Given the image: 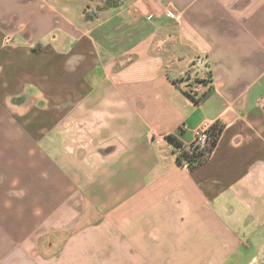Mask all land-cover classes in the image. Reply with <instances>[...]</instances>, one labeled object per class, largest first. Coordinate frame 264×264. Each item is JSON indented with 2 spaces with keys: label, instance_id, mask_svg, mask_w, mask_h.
I'll use <instances>...</instances> for the list:
<instances>
[{
  "label": "crops",
  "instance_id": "0c3cea01",
  "mask_svg": "<svg viewBox=\"0 0 264 264\" xmlns=\"http://www.w3.org/2000/svg\"><path fill=\"white\" fill-rule=\"evenodd\" d=\"M107 1L0 0V264H264V0Z\"/></svg>",
  "mask_w": 264,
  "mask_h": 264
},
{
  "label": "built area",
  "instance_id": "2783aa9c",
  "mask_svg": "<svg viewBox=\"0 0 264 264\" xmlns=\"http://www.w3.org/2000/svg\"><path fill=\"white\" fill-rule=\"evenodd\" d=\"M171 18L172 15L168 14ZM201 61L197 60L194 64V68H196L197 64H200ZM192 96L197 94L196 87H192L190 93ZM217 126V122L212 123H204L200 128H198L195 132L194 139L191 143L182 145L181 147H175V153L181 154L184 150L192 152L194 149L202 150L205 148H210L213 146L217 136L215 133V128Z\"/></svg>",
  "mask_w": 264,
  "mask_h": 264
},
{
  "label": "trees",
  "instance_id": "16d2710c",
  "mask_svg": "<svg viewBox=\"0 0 264 264\" xmlns=\"http://www.w3.org/2000/svg\"><path fill=\"white\" fill-rule=\"evenodd\" d=\"M116 5V2L114 1H110L108 0L105 4L104 7H112ZM95 16V15H94ZM86 19L91 18L92 16L86 14L85 15ZM186 94L188 95V97H190V99L196 103L201 102L203 99H205V95L202 96V98L197 99L194 96H192L191 94H189L188 92H186ZM175 147H181L182 144H180L177 140L171 138ZM217 141V138L213 144L212 147L210 148H205L202 150H198V149H194L192 152L186 151L184 150L181 154H177V160L183 164L184 166H186L188 169H193L198 167L199 165H201L204 161H206L212 154L213 152V147L215 145Z\"/></svg>",
  "mask_w": 264,
  "mask_h": 264
}]
</instances>
